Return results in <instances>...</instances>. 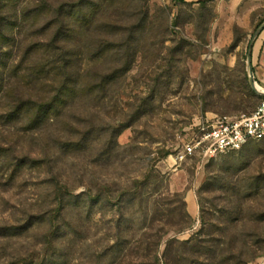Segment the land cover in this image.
I'll return each instance as SVG.
<instances>
[{
	"label": "rangeland",
	"instance_id": "1",
	"mask_svg": "<svg viewBox=\"0 0 264 264\" xmlns=\"http://www.w3.org/2000/svg\"><path fill=\"white\" fill-rule=\"evenodd\" d=\"M14 3L1 13L0 100L65 90L33 125L0 121V145L25 162L0 183V264H264V139L207 162L171 158L203 120L259 104L247 54L264 0ZM42 3L74 8L55 53L68 75L50 71L56 23ZM252 73L264 90V29ZM53 181L66 187V209L46 246L47 222L13 226L48 208Z\"/></svg>",
	"mask_w": 264,
	"mask_h": 264
},
{
	"label": "trees",
	"instance_id": "2",
	"mask_svg": "<svg viewBox=\"0 0 264 264\" xmlns=\"http://www.w3.org/2000/svg\"><path fill=\"white\" fill-rule=\"evenodd\" d=\"M185 1V0H183ZM15 0H0V42L6 38L5 34H3V25L4 23L2 22L3 17H2V10L5 7V5H14ZM48 8V15L46 19H48V23L52 25V23H56L55 25V35L52 38V40L49 43V47L52 51V54L55 56V53L58 51H65V39L63 44L60 43L59 38H63L62 36L65 35V29L68 27L70 28V24L67 22L69 18H71L72 9L73 7L68 8L66 7L65 4H60L56 7H50L49 5L42 3ZM12 9V8H11ZM43 6H39L38 9H36V12L42 13ZM139 19L136 21L134 24V28L136 31L140 29L145 21L144 18L137 16ZM142 25V26H141ZM120 27V26H119ZM50 71L54 72L55 74L60 73L63 75H68L69 73V61L68 59H65L63 54H59L55 56L51 60L50 64ZM37 73H42V71H45V67H40L37 70H35ZM43 74V73H42ZM36 75V74H35ZM57 76V75H56ZM67 77V76H66ZM65 88L59 89L57 95L55 98L52 99H28V100H20V101H14L11 98H2L0 100V110L3 108V112L0 113V121L2 123H10L14 122V120H17L20 116H28L29 119H31V123H37L40 121L42 118H44L45 115H47L51 110H56L59 108V104L62 103L63 98H57V96L63 93ZM75 91V90H74ZM73 91V92H74ZM62 95V94H61ZM61 97V96H60ZM257 98L260 99L259 103L263 99L262 97L257 96ZM258 106V105H257ZM255 109H253L249 114H251ZM247 114V115H249ZM33 125V124H32ZM255 142V141H250L247 144ZM245 146V145H244ZM243 146V147H244ZM242 147V148H243ZM8 149H5L2 145H0V158H3L4 161L2 164H0V183L2 182L3 186L10 185L13 182L14 179V174H17L18 172V164L24 165L25 162L22 160L19 163L15 161L16 163L13 162L11 159V156L8 153ZM236 152V151H235ZM11 161V162H10ZM38 163L39 161H33ZM11 165V166H10ZM13 168L15 173H11L7 176L6 170L8 168ZM54 182V199L51 201V204L48 206L46 210H39L38 212L31 214V213H26L23 218L21 219L20 222H17V224L13 227H15L16 231L20 232L22 230H28L31 229V223L34 221L35 222H47V225L49 229L46 231L44 235V243L42 245L46 246H51L53 243L52 238H54L59 231L60 228V218L63 216L64 210L66 209V204H65V195L63 190H66V187L61 185L58 181H53ZM3 227H0V231L4 230L6 227V224L2 223ZM6 229V228H5ZM44 247V246H43ZM52 249V248H49ZM40 251L35 254L36 258H40ZM47 255V254H46ZM42 256V255H41ZM34 256H31V258H23L20 260V263H24L23 261L28 260V259H33ZM43 261L45 260L44 257H42ZM19 263V264H20ZM26 263V262H25Z\"/></svg>",
	"mask_w": 264,
	"mask_h": 264
},
{
	"label": "built area",
	"instance_id": "3",
	"mask_svg": "<svg viewBox=\"0 0 264 264\" xmlns=\"http://www.w3.org/2000/svg\"><path fill=\"white\" fill-rule=\"evenodd\" d=\"M249 115L214 117L200 122L172 158L175 165L197 157L203 162L240 150L250 141L264 139V97Z\"/></svg>",
	"mask_w": 264,
	"mask_h": 264
},
{
	"label": "water",
	"instance_id": "4",
	"mask_svg": "<svg viewBox=\"0 0 264 264\" xmlns=\"http://www.w3.org/2000/svg\"><path fill=\"white\" fill-rule=\"evenodd\" d=\"M263 29H264V23L258 28L256 33L253 35L250 46H249L248 54H247V63H248L250 83L255 93L261 97H264V91L260 92L256 89L255 87L256 83L253 81V78H252V75H253L252 73V46H253L254 41L258 38V36L260 35Z\"/></svg>",
	"mask_w": 264,
	"mask_h": 264
},
{
	"label": "bare ground",
	"instance_id": "5",
	"mask_svg": "<svg viewBox=\"0 0 264 264\" xmlns=\"http://www.w3.org/2000/svg\"><path fill=\"white\" fill-rule=\"evenodd\" d=\"M255 87H256V89H257L258 91H260V92H263V91H264V90H263L258 84H256Z\"/></svg>",
	"mask_w": 264,
	"mask_h": 264
}]
</instances>
